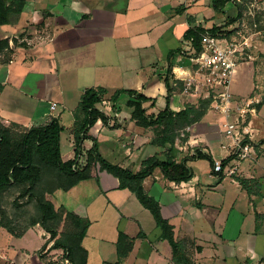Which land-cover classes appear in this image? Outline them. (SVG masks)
<instances>
[{"label":"crops","instance_id":"1","mask_svg":"<svg viewBox=\"0 0 264 264\" xmlns=\"http://www.w3.org/2000/svg\"><path fill=\"white\" fill-rule=\"evenodd\" d=\"M239 14L236 0H228L220 13L213 0H27L19 19L0 27V33L12 34L27 27L29 36L26 46L12 47L10 61L0 65V121L25 130L58 119L64 128L61 157L69 166L76 158L74 131L83 117L82 95L104 88L111 120H99L90 129L92 139L84 141L83 154L96 140L102 157L134 173L149 158L180 163L196 151L214 162L225 160L230 152L224 147L230 142L220 133L224 119L211 103L200 121L175 133L173 142L167 140L171 134L147 121L165 110L177 114L187 106L199 108L194 97L200 94L186 93L182 86L186 75L193 76L194 49L185 39L187 32L228 27ZM177 50L183 54L172 57L169 72V54ZM248 64L233 77L235 99L253 95L258 87L254 68L241 69ZM167 78L174 81L169 96ZM238 80L243 84L239 91ZM118 90H134L152 101L140 103L123 94L115 109L111 97ZM251 121L255 155L243 161L236 174L217 173L209 160L198 159L187 163L193 172L188 182H172L159 168L143 181L145 192L160 204L163 218L173 227L175 241L194 264H264V100ZM85 159H79L81 165ZM55 173L46 171L42 188L56 211L90 222L82 241L87 264H175L172 247L152 213L133 192L120 189L116 177L92 164L88 180L64 190L62 177ZM35 231L43 240L41 247L49 234L39 225L21 238L11 235L23 240ZM120 235L133 240L126 257L118 253ZM9 245L11 256L30 252Z\"/></svg>","mask_w":264,"mask_h":264},{"label":"trees","instance_id":"2","mask_svg":"<svg viewBox=\"0 0 264 264\" xmlns=\"http://www.w3.org/2000/svg\"><path fill=\"white\" fill-rule=\"evenodd\" d=\"M227 2L228 0H213L215 11L222 12ZM26 4L27 0H0V27L17 21L24 12ZM238 7L241 10L240 4H238ZM241 15L239 14V17ZM226 29L227 26L213 27L210 30L196 27L187 32L185 39L187 42H191L194 51L199 53L202 49V38L205 33L230 37L231 32H227ZM24 46H26L25 43L20 44L19 47ZM5 50H11V55L13 54V49H11L8 39L0 40V53ZM179 54H183V51L177 50L169 54V72L172 71V57ZM173 83L174 81H170L169 78L166 79L168 96L173 91ZM106 94L107 90L104 88H92L86 90L82 95L79 112L82 113L83 117L74 131L76 158L73 164L69 166L64 165L61 157L60 141L64 128L58 119L53 118L46 125L32 127L21 132L6 127L0 121V228L6 229L17 238H21L31 227L39 225L53 240L52 249L62 250L71 264H87L88 253L82 247V241L90 222L63 210V212H66V217L71 218L77 230L74 233L58 237L59 228L64 219L62 213L56 211L54 205L46 199V191L42 188V184L44 175L49 169L66 179L67 182H63L64 186H62V189L69 190L78 183L88 180L90 177V165L96 164L100 166L101 170L107 171L116 177L120 182V189H129L133 192L141 204L152 213L158 227L162 229V238L168 240L172 247L175 264H194L187 257L183 248L175 241L173 227L169 224V221L163 218L160 204L145 192L143 181L159 168L164 176L172 182H188L193 178V172L187 164L188 161L207 159L214 165V160L199 151H196L192 157L185 158L180 163L172 159L161 161L157 158H149L143 162L142 170L139 173H134L130 169L114 165L102 157L96 140H93L94 144L91 150L83 154L84 141L92 139L89 136L90 129L99 120L105 124H108L111 120V117L101 110ZM123 94L135 98L140 103L152 101L134 90H118L111 97L115 109L118 100ZM210 103L211 99H203L202 102L200 101L199 108L187 106L185 110L177 114L165 110L156 119L152 118L147 123L159 128L162 127L164 134H171L167 140L173 142L175 133L178 130L201 120ZM130 105L134 104L130 103ZM81 157L86 158L85 164H82L83 166L79 162ZM229 160H231V157L222 161L223 168ZM10 190H17L18 192V196L13 201L14 206L22 207L25 204L24 202L20 203L22 199H27V201L35 200L38 206V213H36L31 223L24 228L23 232L20 233L16 232L12 222L13 218L2 202L4 195ZM117 244L119 256L126 257L133 247V240L120 235Z\"/></svg>","mask_w":264,"mask_h":264},{"label":"built area","instance_id":"3","mask_svg":"<svg viewBox=\"0 0 264 264\" xmlns=\"http://www.w3.org/2000/svg\"><path fill=\"white\" fill-rule=\"evenodd\" d=\"M189 44L191 45V42ZM201 45V51L199 53L194 51L190 58L193 76L186 75L183 79L185 92L194 89V93L211 99V108L224 119L220 133L230 142L224 148L229 150L231 160L224 168L223 160H216L214 171L234 175L243 161L252 159L255 155L256 130L251 119L256 115L261 98L250 95L235 99L231 92L233 77L237 74L238 68L245 63L247 51L251 48L250 39L243 38L238 41L227 35L215 36L205 33ZM180 74L188 73L180 71ZM111 107V102L104 99L101 110L107 113L108 110L111 111ZM55 108L53 104L51 109Z\"/></svg>","mask_w":264,"mask_h":264},{"label":"rangeland","instance_id":"4","mask_svg":"<svg viewBox=\"0 0 264 264\" xmlns=\"http://www.w3.org/2000/svg\"><path fill=\"white\" fill-rule=\"evenodd\" d=\"M236 2L240 4L241 10L239 9L238 4L237 8L242 15L237 17L236 22L229 24L226 30L227 32H231V37L236 38L238 41L243 40V38L250 39L251 48L247 51L244 63L249 64L248 67L244 66L241 69L245 70L248 68H254V83L256 84V87H258L255 89V92H253V95L260 94V98L264 100V0H240L239 2ZM222 16H224V14H222ZM228 21H230L229 18L225 20V23ZM24 29L25 31L21 33L13 32V34L11 32L9 33L10 30H2L0 33V40L8 39L10 41V47L16 49L20 46V44L26 43V37H29L27 27ZM6 34L8 35V38L1 39L5 38ZM36 35L38 34L36 33ZM10 58L11 50H5L0 53V65L6 63ZM249 80L250 79L248 78L244 87H247ZM235 85L237 91H239L243 86L240 80H238ZM182 86L184 88V84ZM191 93H194V89ZM194 100L200 104V101L202 102L203 100V95L200 94L198 97H194ZM16 131L21 132L24 130L19 129ZM66 136L67 135L64 134L63 138H66ZM47 170L50 171L49 169ZM55 174L53 177H55ZM58 175H56V179ZM62 180L63 182H67L64 178H62ZM17 196V190H10L4 195L2 202L5 205L7 212L13 218L12 222L16 232L20 233L23 232L24 228L31 223L32 219H34L36 213H38V206L35 200L27 201V199H22L20 200V203L24 202L25 204L22 207H16L13 205V201ZM59 211L62 213L64 220L59 228L58 237L68 233H74L77 228H75L71 218L66 217L65 211ZM36 227H38V225ZM31 228L33 229V227ZM39 228L43 229L41 226H39ZM46 234L48 233L46 232ZM46 234L43 235L44 239H46ZM42 241L43 240L37 231L30 233V235H27L23 240H21L15 237L13 238V236L9 234L6 229H0V247H6V249L0 248V264H71L62 250L52 249L53 240L50 238V235H48V239L44 241V245L40 247ZM9 244H13L17 248H26L30 252H28V255L21 256V254H19L20 252H18V255L11 256V246Z\"/></svg>","mask_w":264,"mask_h":264}]
</instances>
